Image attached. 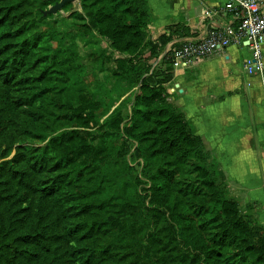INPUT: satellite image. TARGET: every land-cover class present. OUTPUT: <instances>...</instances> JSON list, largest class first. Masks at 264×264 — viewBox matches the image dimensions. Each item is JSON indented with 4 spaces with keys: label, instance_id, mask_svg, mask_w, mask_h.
<instances>
[{
    "label": "trees",
    "instance_id": "1",
    "mask_svg": "<svg viewBox=\"0 0 264 264\" xmlns=\"http://www.w3.org/2000/svg\"><path fill=\"white\" fill-rule=\"evenodd\" d=\"M49 4L0 0V264H173L170 248L189 264H264V225L241 212L193 123L167 100L172 49L156 63L196 32L180 22L149 42L148 0H81L75 32L57 35ZM74 40L108 43L91 53L109 72L96 95L75 94ZM25 104L33 123L19 134ZM58 123L85 129L57 133ZM22 134L50 139L22 145Z\"/></svg>",
    "mask_w": 264,
    "mask_h": 264
},
{
    "label": "crops",
    "instance_id": "2",
    "mask_svg": "<svg viewBox=\"0 0 264 264\" xmlns=\"http://www.w3.org/2000/svg\"><path fill=\"white\" fill-rule=\"evenodd\" d=\"M224 1L148 0L153 14L150 36L157 38L180 22L199 33L207 27L203 7ZM216 22L228 20L222 17ZM250 55L246 45H231L225 53L190 68L174 69V78L167 85L173 94L179 92L178 106L225 173L232 196L245 212H255L264 225V73L246 71L245 60Z\"/></svg>",
    "mask_w": 264,
    "mask_h": 264
},
{
    "label": "built area",
    "instance_id": "3",
    "mask_svg": "<svg viewBox=\"0 0 264 264\" xmlns=\"http://www.w3.org/2000/svg\"><path fill=\"white\" fill-rule=\"evenodd\" d=\"M202 17L207 21L205 30L170 43L174 69H187L236 44L246 45L250 57L245 69L250 75L264 73V0H225L221 4L205 5ZM226 18L225 24L217 19ZM168 49V50H169Z\"/></svg>",
    "mask_w": 264,
    "mask_h": 264
},
{
    "label": "rangeland",
    "instance_id": "4",
    "mask_svg": "<svg viewBox=\"0 0 264 264\" xmlns=\"http://www.w3.org/2000/svg\"><path fill=\"white\" fill-rule=\"evenodd\" d=\"M59 1L60 0H50V4L45 7L44 15L45 16L49 15L48 20L51 23V25L56 28V30L54 32H56L57 35L59 33V30L60 31L70 30V31H72V33H74L75 30L77 29V26L75 24L76 19L75 18L71 19V15L76 11L82 13L83 10H82V6H81V0H75L74 2H69L65 7H63L62 9H60L56 13H46V11L50 9V7H52L53 5H55ZM44 25L46 28L47 25L46 24H44ZM45 30H47V32H49V31H51V28H47ZM48 34H50V33H48ZM155 39L156 38L150 36L149 27H148V41L149 42L155 41ZM51 43L53 45H56V42H54V41H51ZM73 43L74 44L78 43V45L80 46V49H79L80 58L77 59V58L72 57V61L68 64V65H72L73 69H74L73 77H74V81H75V94L77 96L78 95H96L98 93V90L100 89V86L104 82L105 75H107V73H109V72L106 68H102L100 65L97 66L95 64L94 57L92 56L91 53H93V51H95V50L100 51L102 47L107 48L108 43L106 41L102 40V42L95 47H90L91 45L86 46L83 42H81L79 40L77 42H76V40H74ZM115 54L117 55V57L120 56V54L118 52H115ZM148 55H149V52L147 51L145 53V56H148ZM162 57H163V55L156 61V63L161 62ZM151 62L154 63L153 61H151ZM165 87H166L165 92L167 95V100L171 104L175 105L176 107H179L177 104V101H176V97L178 95H180V94H178L179 92L177 90H175L176 92L173 94L169 90L167 84L165 85ZM178 90H179V88H178ZM136 92H138V87L134 88V93H136ZM129 94L130 93H127V95L125 97H127ZM124 98H122V99H124ZM119 103L117 105H119ZM127 105H128V110H127V114H126L127 119L122 123L123 129L125 127H127V128L130 127L128 115L131 114L132 102L127 103ZM31 110H32V107L28 104L21 106L19 114L15 118V123L17 125V130H18L19 134L22 133L23 128H25V127L28 128L33 123V117L31 116V113H30ZM44 113H45V116L49 115V112H47L46 110H44ZM105 118L106 117L102 118L101 122ZM55 127L61 128L57 133H60L64 130H72V129H82L83 130V129H85L82 127H71V126L63 127L60 123L56 124ZM175 132H178V131H175ZM21 137L25 140V143H21L22 145H30V146L41 147V148H46L48 141L50 139V137H49L45 141H38V140L31 138V136H28L27 134H22ZM175 137H176V135H175ZM136 147H137V143H133L131 152L128 155V159H130L132 165L137 170H140L143 166V163H144L143 158H141V157L133 158L132 157V154L135 152ZM45 152L49 156L52 155L51 151L48 149L45 150ZM225 184L229 188L227 179L225 180ZM229 190H230V188H229ZM230 194L232 196L231 190H230ZM128 200L131 203L138 204L137 200L132 195H130ZM237 202H238L239 208H240L242 213H255L252 211L245 212V210L242 208L239 201H237ZM146 204L149 206L148 199L146 201ZM74 215H75V218H74L75 222L80 221V219H82V220L85 219L83 216H80L78 210H74ZM163 225L159 224L158 229H161ZM162 235H163V233H162ZM182 252H184V250L181 248H170V249H168V254L171 257H173L172 258L173 264H189L188 261L183 260L184 257L182 258L180 256V254H182Z\"/></svg>",
    "mask_w": 264,
    "mask_h": 264
},
{
    "label": "water",
    "instance_id": "5",
    "mask_svg": "<svg viewBox=\"0 0 264 264\" xmlns=\"http://www.w3.org/2000/svg\"><path fill=\"white\" fill-rule=\"evenodd\" d=\"M74 1L75 0H60L55 5H53L52 7H50V9L46 11V13H56L60 9H62L66 3L74 2Z\"/></svg>",
    "mask_w": 264,
    "mask_h": 264
}]
</instances>
